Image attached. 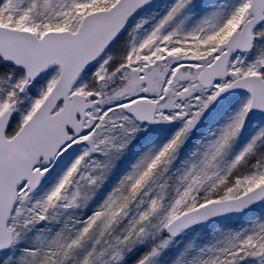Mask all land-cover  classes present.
<instances>
[{"label":"snow or ice","instance_id":"6c2138e0","mask_svg":"<svg viewBox=\"0 0 264 264\" xmlns=\"http://www.w3.org/2000/svg\"><path fill=\"white\" fill-rule=\"evenodd\" d=\"M0 264H264V0H0Z\"/></svg>","mask_w":264,"mask_h":264},{"label":"rangeland","instance_id":"374dc122","mask_svg":"<svg viewBox=\"0 0 264 264\" xmlns=\"http://www.w3.org/2000/svg\"><path fill=\"white\" fill-rule=\"evenodd\" d=\"M208 2H212V0H208ZM192 21L186 22V26L190 27ZM212 111H215L213 109ZM217 121L212 119L211 112L207 113L203 118L201 123L194 130L191 140L189 144L192 145L196 142L197 139L201 135H203L209 128H211ZM252 132V129L246 128L244 130L243 136L240 139V143H242ZM239 147V144L237 145ZM134 151V149H133ZM122 171V168L117 169V173ZM116 177L114 176L113 179ZM259 214V210H255L251 213L236 216L234 218H230L228 220L216 222V223H205L200 224L196 227H193L188 230L187 235L183 237V242H187L189 240L194 241L198 245H202L204 243L209 242L215 236H219L223 231H227L228 229L239 230L243 227H246L249 223L253 222ZM183 243L181 244V247Z\"/></svg>","mask_w":264,"mask_h":264},{"label":"water","instance_id":"95a60500","mask_svg":"<svg viewBox=\"0 0 264 264\" xmlns=\"http://www.w3.org/2000/svg\"><path fill=\"white\" fill-rule=\"evenodd\" d=\"M252 211H254V210H252ZM252 211L245 210V211L239 212V213H230V214H226V215H221V216L213 217V218H210L208 221H205V222H202V223L193 225L191 228H193L195 226H198L200 224H204V223H214V222H219V221L227 220V219H230V218H233V217L242 215V214L250 213Z\"/></svg>","mask_w":264,"mask_h":264}]
</instances>
